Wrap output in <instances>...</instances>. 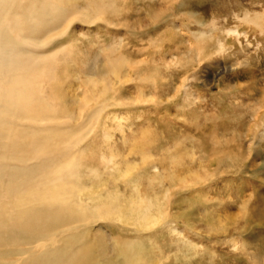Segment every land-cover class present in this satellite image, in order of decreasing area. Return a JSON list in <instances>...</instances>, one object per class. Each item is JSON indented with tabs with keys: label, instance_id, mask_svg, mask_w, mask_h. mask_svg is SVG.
Listing matches in <instances>:
<instances>
[{
	"label": "rangeland",
	"instance_id": "374dc122",
	"mask_svg": "<svg viewBox=\"0 0 264 264\" xmlns=\"http://www.w3.org/2000/svg\"><path fill=\"white\" fill-rule=\"evenodd\" d=\"M108 3L115 6L106 8L105 20L72 17L67 36L55 44L57 49L67 42L72 51L59 61V79L43 87L60 111H48L41 123L22 112L15 123L29 137L41 130L59 132L68 118L66 128L87 157L78 169L82 189L68 205L73 221L68 224L61 203H48V214H58L59 224L38 232L25 226L5 230L1 257L26 264L30 257L24 248H29L35 263L45 264L48 255L62 252L68 258L85 248L86 256L73 264H129L123 253L130 248L141 264H264V0H69L68 7L91 10ZM247 12L258 26L243 22ZM225 27L247 31V37L198 57L194 47L200 39L211 33L224 36ZM113 51L149 65L142 63L139 77L123 66L116 93L122 102L109 101L93 128L91 115L103 103L91 99L90 81L103 82ZM192 57L197 68L189 93L175 94L184 69L169 63ZM147 74L160 75L162 96L156 104L143 102L141 91L155 92L142 77ZM146 131L154 144L130 153V143ZM176 152H181L177 168L169 160ZM102 154L116 157L120 170L127 161L135 163L133 177L104 165ZM22 157V172L41 176L44 159ZM146 157L149 163L141 167ZM173 170L176 176L194 174L202 180L186 187L174 177L170 183L167 175ZM115 195L124 209L137 197L149 203L157 197L168 212L150 227L135 223L132 215H102L100 209ZM20 238L26 242L19 245Z\"/></svg>",
	"mask_w": 264,
	"mask_h": 264
},
{
	"label": "bare ground",
	"instance_id": "6f19581e",
	"mask_svg": "<svg viewBox=\"0 0 264 264\" xmlns=\"http://www.w3.org/2000/svg\"><path fill=\"white\" fill-rule=\"evenodd\" d=\"M68 1L0 0V264H10L12 261L10 259L6 262V259L1 257L4 251L5 230L13 229V227L15 229L18 226H25L28 232H33L34 230L38 232V230L41 231L45 228L50 230L51 224L53 225L58 220V214H48L51 211L47 210L49 208L47 204L55 202L61 203L62 207L68 210V217L66 216V218L68 219V224H71L73 212H71L72 209L68 205H71L72 201L76 199L77 193L82 189L78 178V169L83 162H86L87 157L82 155L83 150L78 148L76 145L77 141L73 142L72 133L68 132L66 128L69 123L68 118L65 121H61V126L56 129L59 132L46 133L41 130L29 137L21 132L23 129L20 126L16 125L19 122V114L22 112L34 114L33 118L41 123V118L48 111L50 112L53 109L60 111L58 104L53 103L54 96H48V99H46L43 87L48 80L59 79L58 68L61 66L60 59L72 53V51L68 50L67 42L60 45L57 49V46H55L58 42L57 40L67 36L69 20L72 17H79L90 22L105 20L108 12L106 8L115 6V3H108L104 5L96 4L98 6L91 10L88 8L75 9L74 7H68ZM68 13L71 15H68ZM255 16L258 17L259 14ZM251 17L252 14L247 12L243 22L247 23L248 21L258 26L259 24L254 21L255 18ZM209 31L211 32V30ZM223 32L226 35L223 36L220 34L221 32L211 33L213 36L208 39L201 38L203 40L200 39V41L197 39V42H199L194 48H196L198 57L211 53L213 48L224 49L229 41H241L242 36L247 37V31H241L238 27H225ZM113 53L115 59H109L107 72L102 77L103 82L98 80L90 81L92 84L90 88L91 99L95 102L103 103L101 108L96 109L93 116L91 115L93 119L91 120L94 124L93 128H97L100 123L102 109L108 106V103L114 101L115 104H120L122 102L116 93L119 91L117 84L120 83L121 85L122 83L120 79L122 78V70H124L123 66L126 65L130 73L134 71L133 74L139 77L140 72L146 66L142 65V63L149 65V61L145 59L138 63H133L123 54L117 51H113ZM159 60L161 61L160 58ZM195 62L192 57L186 61L179 62L177 60L169 63V67L174 64V66L178 67L179 65V67H182L181 69H184L180 72L182 78L180 85L175 88V94H181L183 91L189 93L190 87L188 86L190 85L188 82L191 76L195 75L197 68L193 66ZM159 76V74H157V77L148 76V74L142 76L147 78V82L153 84L152 87L155 90L152 94L146 93L144 90L141 91L142 98H144L143 102L156 104L161 98L162 94L159 93V89L162 86L157 80ZM259 117L261 118L260 115ZM259 117L258 119H260ZM13 121L14 124H11ZM49 127L48 129H52L51 126ZM77 132L80 131L77 130ZM107 135L106 132L103 138L105 141ZM153 144L154 139L146 131V133L130 143V153L137 152L140 148H149ZM70 151L75 153L69 154ZM136 154L139 155V153ZM24 155L30 157L31 161L41 157L44 159L45 164L39 172L41 176L39 174L34 175L32 172H22L23 170L19 168L18 163ZM107 156L102 154L104 165L112 167L115 173L117 172L125 178L133 177L137 168L135 163H130L126 160V165L123 170H120L115 161L116 157L108 158ZM169 157V160L171 159L173 162L172 167L177 168L181 161V152L172 153ZM148 161L149 158L146 157L141 167L146 166L149 163ZM8 171L12 172L8 173ZM171 172L167 175L170 183L175 180L174 177L180 185L186 187L202 180L201 177H196V175L193 178L194 174L191 176L192 178H188L182 173L176 176L174 170ZM169 192L170 190L167 189L166 198H168ZM131 204L132 207L128 202V210L124 209L119 202V195H115L111 200L107 201L105 208L100 210L102 215L106 212L118 219L125 215L129 217L132 215L135 217L133 219L135 223L149 227L160 222L168 212L167 204L162 205L157 197H154L150 203L147 198L137 197L131 201ZM36 207L41 208L36 211ZM61 220H63V217ZM216 228L217 230L221 229L219 226H216ZM21 238L17 242L19 245L22 242H26V239L21 240ZM23 246L21 245L20 247ZM24 249L27 252V257H30L29 262H26V264L32 262L36 264L35 262L38 259L33 253H30V249ZM78 252L76 251L74 255L68 258H65L66 256L62 252L53 255V257L48 255L44 257V263L57 264L59 259L62 258L65 259L61 260L60 264H73L74 261L81 262L83 257L86 256V250L83 248L81 255H78ZM126 253L127 255L125 256L128 258L129 264H141V256L139 257L130 248L124 250L123 254ZM259 258L257 260H260ZM20 264H24L22 260Z\"/></svg>",
	"mask_w": 264,
	"mask_h": 264
}]
</instances>
